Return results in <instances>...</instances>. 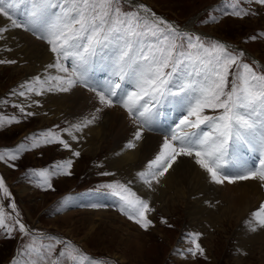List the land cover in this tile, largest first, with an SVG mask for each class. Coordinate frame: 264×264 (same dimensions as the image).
<instances>
[{
	"label": "rangeland",
	"instance_id": "rangeland-1",
	"mask_svg": "<svg viewBox=\"0 0 264 264\" xmlns=\"http://www.w3.org/2000/svg\"><path fill=\"white\" fill-rule=\"evenodd\" d=\"M136 1L147 5L156 15L171 19L170 21L179 26L177 28L181 32L193 31L190 30L191 28H187L193 25L199 30V35L201 34L200 37L206 45L215 41L221 43L228 41L229 50L234 49L237 54L242 51H238L236 48L241 47L252 52L256 55L259 64L247 52H243L241 60L252 66L258 73L264 71V66L260 65V61L264 63V4H260L258 0ZM124 2L127 1L122 0V7L125 10L134 11L136 9V6L131 8ZM206 5H210L208 11H206ZM29 8L27 0L18 4V16L23 15ZM241 9L248 14L240 16L233 14L234 10ZM0 26H3V23ZM24 32L32 34L30 31L24 30ZM31 34L30 36L33 35ZM253 36L256 38L252 39ZM33 37L36 36L33 35ZM13 39V37L5 39L4 47L0 46V60L16 61L14 64H0V117H15L16 121L0 127V151H16L18 159L0 160V176L4 177L12 194L11 197H4L0 192V205L4 206L6 214L12 213L8 217L7 223H11L15 214L18 213L29 225L23 220L21 222L32 229L33 234L29 236L14 231L9 235L5 229H0V264H15L17 261L19 264H30L34 254L29 255L26 249L32 243L33 237H37L45 244L55 243L57 251L66 246H76L91 258L88 264H264V227H258L256 231H251L247 223L252 218L251 214L259 208L261 203H264V200L258 198L259 196L252 197L248 207H243L239 202L242 196H246L243 192L246 190L242 187L243 182L253 185L255 191L263 194L264 187H261L258 182L251 181H240L234 185L228 183L217 185L212 183L208 174L205 173L206 177L203 179L205 184H196L189 192L185 184L179 189L167 188V191L160 189L157 205L152 204L147 196L148 192H143L144 194L141 195L131 185V176H137L140 172L147 171L148 162L155 158L160 148L154 147L150 149L151 153L142 154L140 160L132 165V173L130 171L128 174H122L119 169L111 167L108 157L112 156V161H115L119 157H124L129 151L135 153V149L139 145L133 150H129L127 147L129 140H125L127 150L119 149L115 156L111 155L115 150V137L105 140L97 135L95 144L98 151H87L84 149L87 145L85 143L78 145V142L81 141L78 140L80 139L79 135L73 132L72 134L77 139H70L67 132L63 130L72 128V125L94 116L89 102V96L92 99L90 93L93 92L78 84L77 86L81 89L75 93L72 88L69 92L52 91L51 93L45 91L43 95L26 93L25 96H20L19 92L25 90L21 85L33 80L32 69H29L32 67L29 65L31 63L29 59L25 60V55L20 50L21 39H15L16 45H14V41L11 42ZM12 48L13 50H11ZM35 48L37 49V47ZM100 64L93 65L90 72L93 77L92 84L113 78L110 65L106 62ZM101 67L110 71L106 73ZM47 69V71L43 67L41 70L39 69V72L42 73V76H39L41 79L58 74L56 69V72L51 71L50 68ZM43 72L48 73L47 76L44 75L46 78H43ZM121 84L124 86L123 82ZM49 95L56 96L57 109L51 108L50 98L46 97ZM35 100H38L39 104L34 103ZM44 104L48 106H44ZM19 106H23L24 112L20 111ZM107 109L108 114L115 109L127 112L119 104ZM27 112H32L34 115L27 116ZM161 112L159 121L168 127H175L178 122L176 117L180 118L182 114L180 112L181 114H177L175 117V112L167 102L161 107ZM163 117L168 118L165 120ZM128 120L130 124H134L130 116ZM100 121L96 118L88 126L97 127L100 125ZM139 125L148 132L163 135L162 137L165 135L163 132L146 129L144 127L146 125ZM88 126L83 130H86ZM131 127L132 131L139 128L138 123ZM49 130L68 140L72 146L71 149L64 148L58 142L41 143L39 147H32L33 136L39 137ZM72 130L76 131L73 128ZM68 133L70 134V131ZM21 145L23 148L20 147ZM247 150L241 146L240 155L251 163L253 160L250 156L252 155L256 160L259 154L252 151L247 152ZM74 151H79L80 156H74ZM67 160L73 161L69 169L71 175H65L63 170H60L59 174L51 176V188L41 186L42 178L38 175L39 171L42 169H48L50 172L56 171L55 166ZM184 160L186 159L178 157L176 162H179L180 166ZM190 161L194 162V159L191 158ZM101 172L112 173V175L102 176ZM138 178L141 181L140 189H145L143 186L148 187L140 176ZM116 181L128 185L137 195L149 201V205L154 211L147 214L153 222L148 229L142 228L119 210L118 198L92 194L100 186ZM182 187H186L187 190ZM155 192L157 191L152 190L151 193ZM235 193H238L237 196L241 194V197L238 198ZM198 199H201V202L196 205L195 202ZM13 202L16 205L15 209L11 208ZM258 202L261 203L257 206ZM91 203H101L107 206L93 208L88 206ZM239 207L245 208L243 214L240 213ZM70 212L71 217L64 218V214ZM191 212L193 215H190ZM238 216L242 218L239 219ZM128 221L130 222L128 223ZM163 221H167V223ZM239 231L240 233L242 231L243 234H239ZM191 232L203 234L200 243L205 249L204 255L192 257L184 251L189 246L187 234ZM135 235L141 236L134 237ZM254 235L257 238L253 239ZM249 237H251L250 241ZM59 241L64 243H59ZM53 258H55V254Z\"/></svg>",
	"mask_w": 264,
	"mask_h": 264
},
{
	"label": "snow or ice",
	"instance_id": "snow-or-ice-1",
	"mask_svg": "<svg viewBox=\"0 0 264 264\" xmlns=\"http://www.w3.org/2000/svg\"><path fill=\"white\" fill-rule=\"evenodd\" d=\"M24 2L0 0V16L9 21L0 26V39L11 29L32 32L50 46L55 62L47 67L56 69L59 74L46 79L36 76L21 85L25 90L19 92L20 96L43 95L45 91L69 92L79 84L95 93L102 106L119 104L134 124L148 127L162 115L161 107L167 102L182 114L175 127L168 128L158 153L148 162L147 171L138 174L149 187L152 181L159 183L158 177L167 173L178 157L193 158L214 184L256 181L264 187V71L258 73L244 63L243 52L237 54L219 41L206 45L199 35L181 32L144 4L137 5L133 11L125 10L122 0H27L30 8L18 16L17 5ZM258 2L264 4V0ZM233 14L240 16L248 12L241 9L234 10ZM105 62L110 65L113 78L92 84L93 65ZM3 63L16 61L0 60V64ZM33 102L39 104L38 100ZM19 107L24 112L23 106ZM95 119L92 116L72 128L82 131ZM14 121L15 117H0V127ZM63 131L69 132V129ZM142 135L143 127L137 128L127 147L135 148V141ZM71 138L77 139L75 135ZM32 139V147L54 142L66 149L72 147L68 140L51 130ZM241 146L259 154L254 162L240 155ZM73 155L78 157L80 152L74 151ZM6 158L18 159L17 152L0 151V160ZM72 163L67 160L57 164L53 172L40 170L41 186L51 188L50 178L60 170L71 175ZM100 175L112 173L101 172ZM0 192L4 197L12 195L3 176H0ZM92 194L118 198L119 210L144 229L153 223L147 215L154 211L149 201L126 184L108 183ZM88 206L107 205L91 203ZM15 207L13 202L11 208ZM11 215L0 205V229H5L9 235L14 231L33 234V230L21 222L18 213L7 223ZM251 216L247 221L251 231L264 227V203ZM202 235L199 232L187 234L189 246L184 251L188 255H204L205 249L200 243ZM26 251L34 254L30 264H88L91 259L76 246L57 251L55 243L45 244L37 237H33Z\"/></svg>",
	"mask_w": 264,
	"mask_h": 264
},
{
	"label": "bare ground",
	"instance_id": "bare-ground-1",
	"mask_svg": "<svg viewBox=\"0 0 264 264\" xmlns=\"http://www.w3.org/2000/svg\"><path fill=\"white\" fill-rule=\"evenodd\" d=\"M132 2L137 6L139 4H142V3H138L136 0H132ZM147 6V5H146ZM23 8L25 9V6H23ZM27 10V9H26ZM153 12V11H152ZM157 17H160L158 15H156ZM163 18V17H161ZM164 20H167L168 22H170L171 24H173L175 27H179L177 24H175L173 21H170L171 19H165L163 18ZM9 21H7L6 18L0 16V24L3 23V25L5 24H8ZM26 31V30H25ZM28 32H24V30L20 29V28H16V29H11L10 31L6 32V34L4 35L5 39H11L12 37L14 38L12 41H14V45H16V41L15 39L19 40L21 39L20 41H22L21 43V47H20V50L23 52V54L25 55V60L26 59H29V62H31L29 65H31L32 68H29V69H32V73H31V76H32V79H34L36 76H42V73H40L39 71L41 70V68L43 67L44 70H48L47 66L49 64H51L52 62H55V57H54V54L51 53L50 51V48L48 46V44L44 43L43 41H40L37 39V37H33L30 36V34H27ZM5 39H0V46L1 47H4L3 43L6 42ZM28 41V42H27ZM13 43V42H12ZM20 45V44H19ZM37 47V49L35 48ZM17 49V48H16ZM36 49V50H35ZM13 50V48L11 49ZM10 51V50H9ZM18 51V50H17ZM14 54V53H13ZM3 55V54H2ZM15 55V54H14ZM5 58V57H4ZM20 58V57H19ZM256 58V57H255ZM23 59V61H24ZM16 60V59H15ZM28 62V63H29ZM260 65L264 66V63L262 61H260ZM24 65H25V62H24ZM34 65V66H32ZM27 66V65H26ZM20 68V67H18ZM26 69V68H25ZM40 69V70H39ZM51 71L55 69L53 68H50ZM28 71V70H27ZM50 71V72H51ZM48 73H44L43 72V78H46L44 77V75ZM59 74V73H58ZM91 74V73H90ZM31 79V78H30ZM81 89V88H80ZM79 87L78 86H75L73 91L75 93V91H80ZM54 92V91H53ZM52 93V92H51ZM56 93V92H55ZM60 93V92H58ZM79 93V92H78ZM82 94V93H81ZM91 96H92V99L91 97L89 96V102H90V107L91 109H93L94 111V116L98 119V120H101L100 121V125L95 127H89L86 129V130H82V132L80 133L79 131H74L72 130V128H68L69 131L71 132V135L67 132V135H69V138L72 139V135H74L75 133L79 135L80 139L78 140H81L78 142V145L80 144H87L86 145V149L87 151L89 150H92V151H98V147H96V144H95V140L97 141V135L102 138V139H105V140H109L110 138L115 139V150H114V153L111 154V155H116L117 153V150L119 149H124V150H127V147L125 145V140H133L134 139V133L135 131L131 130V125H134V124H130L129 120H128V117L129 115L127 114V112L125 111H121V109H115L113 111H111L109 114L106 112V110H108L107 108L108 107H104L102 106L100 103H99V100L96 98V95L93 94V93H90ZM47 98H50V101H51V108H54V109H57L58 108V102L56 100V96L53 95H49V96H46ZM38 98V97H37ZM41 99V98H40ZM59 99V98H57ZM41 103V101H40ZM45 103H47L45 101ZM49 103V102H48ZM43 105V104H42ZM44 106H48L46 104H44ZM42 107V106H41ZM50 107V106H49ZM114 107V106H113ZM111 108V107H109ZM46 109V108H45ZM97 109H102L101 111L97 112ZM118 110V111H116ZM44 111V110H43ZM52 112V111H51ZM171 113V112H170ZM173 115V113H172ZM168 117H170L168 115ZM168 117H163L165 120H167ZM173 118V116H171ZM131 120V119H130ZM129 121V122H128ZM169 121H171V118H169ZM176 121H179L176 119ZM132 122V121H131ZM178 123V122H177ZM138 126L139 128L141 127L138 123ZM85 129V128H83ZM137 129V128H136ZM99 130V131H97ZM131 130V131H130ZM74 132V134H72ZM163 135H156L154 133H151V132H148L146 130L143 129V135H142V138L139 140V141H135L136 145H139L136 149H135V153H133V151H129L128 153H126V155H124V157H119L118 159H116L115 161H112L113 158L112 156L111 157H108L111 161V167L113 168H117L119 169L122 174H128L132 173V165L136 164L139 160H140V157L142 154H145L146 152H152V150L150 149H153L154 147H158L160 148L162 142H163ZM119 143V144H118ZM101 143L99 142V145ZM90 147V148H89ZM146 148V150H145ZM129 150H133L134 148H128ZM112 150V149H111ZM249 151V149L247 150V152ZM136 155V156H133V155ZM246 156H247V153H246ZM248 157V156H247ZM246 157V158H247ZM183 159H186L182 162V164L179 166V162H175L173 164V167L171 169L168 170L167 173H165L163 176H160L158 177L159 179V183H157L156 181L153 182V184L151 185V187H145L143 186L145 189H140V185H141V181L140 179L138 178L139 175L137 176H131V179H132V183L131 185L134 186L135 189H137V191L142 195L144 194L143 192H148L147 196H149L150 200L152 201V204H156V201H157V196H159V191L160 189H165L167 191V188H181V186L183 184H185L188 188L186 187H182V188H186V190L189 192V191H192V189L196 186V184H202L203 183L205 184L204 182V178L206 177L204 174L206 173L201 167L199 168V165H197L195 163V160L194 162L190 161L191 158L190 157H182ZM188 158H190L189 160H187ZM250 158H252L253 162L255 161V159L253 158V156L251 155ZM178 169V170H177ZM141 170V169H140ZM139 170V171H140ZM177 171V172H176ZM137 173V172H136ZM131 175V174H130ZM136 175V174H135ZM143 181V180H142ZM253 183H256V181H251ZM243 182L242 183V187L246 190H244L243 192L246 194V196H242L241 197V194L240 196H236L239 198V202L240 204L243 206V207H248V205L250 204V202L252 201V199L255 197V196H259L258 198H261L262 201L264 200V194L263 193H259L258 191H255L254 189V186L253 185H250V184H245ZM234 185V184H233ZM180 186V187H179ZM236 186H239V184H236ZM241 186V185H240ZM258 187V186H257ZM27 188V187H26ZM240 188V187H239ZM242 188V189H243ZM259 188V187H258ZM237 189V188H235ZM24 190V189H23ZM152 190L154 191H157L155 193H151ZM165 191V192H166ZM170 191V189H169ZM168 191V192H169ZM174 191V190H172ZM232 191V189H231ZM236 191V190H235ZM239 191V190H238ZM237 191V192H238ZM261 191V190H260ZM164 192V194H165ZM176 192V191H175ZM234 192V191H233ZM241 192V191H240ZM239 192V193H240ZM242 192V193H243ZM263 192V191H262ZM172 193V192H171ZM170 193V194H171ZM153 194V195H152ZM231 195V194H230ZM184 196V195H183ZM248 196V197H247ZM232 197V196H231ZM253 197V198H252ZM152 198V199H151ZM175 201V200H174ZM230 201V200H229ZM170 202V201H169ZM201 202V199H198L196 200V205H199V203ZM151 203V202H150ZM168 203V202H167ZM235 203V202H234ZM237 203V202H236ZM261 202H258L257 206L260 204ZM172 204V203H171ZM256 204V203H255ZM254 204V205H255ZM157 205V204H156ZM235 205V204H234ZM240 205V206H241ZM199 207V206H198ZM234 207V206H233ZM192 208V207H191ZM202 208V207H200ZM236 208V207H235ZM240 208V207H239ZM234 209V208H233ZM244 209L245 208H240V213L243 214L244 212ZM253 210V209H252ZM215 212V211H214ZM227 212V211H226ZM231 213V212H230ZM215 214V213H214ZM71 212L70 213H67V214H64V218H69L71 217ZM190 215H193L192 212L190 213ZM20 217V220H23L26 224L27 221H25V219L19 215ZM215 217V216H214ZM220 217V216H219ZM195 218V217H194ZM228 218V217H227ZM238 218H242L241 216H238ZM63 219V218H62ZM124 220H126L125 218H122ZM244 219V218H243ZM194 220V219H193ZM215 220V218H214ZM218 221V220H217ZM130 221H128L129 223ZM210 223V222H209ZM29 225V224H28ZM241 226V225H239ZM138 227V226H137ZM244 230V229H243ZM245 232V231H244ZM239 234H243V232L239 231ZM138 236H141V235H135L134 237H138ZM263 236V235H262ZM257 238L256 235L253 236V239ZM133 239V238H132ZM251 240V237H249V241Z\"/></svg>",
	"mask_w": 264,
	"mask_h": 264
},
{
	"label": "trees",
	"instance_id": "trees-1",
	"mask_svg": "<svg viewBox=\"0 0 264 264\" xmlns=\"http://www.w3.org/2000/svg\"><path fill=\"white\" fill-rule=\"evenodd\" d=\"M124 3L127 4V5H129V6L132 8V6H131L130 4H128V3H126V2H124ZM209 4H210V3H209ZM207 5H208V4H207ZM207 5H206V6H207Z\"/></svg>",
	"mask_w": 264,
	"mask_h": 264
}]
</instances>
